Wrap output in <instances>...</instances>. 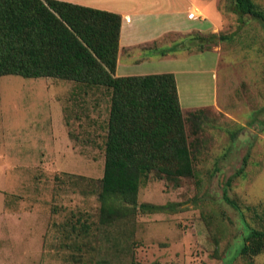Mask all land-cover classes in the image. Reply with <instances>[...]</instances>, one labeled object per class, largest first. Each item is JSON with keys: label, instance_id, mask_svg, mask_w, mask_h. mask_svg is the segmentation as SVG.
I'll use <instances>...</instances> for the list:
<instances>
[{"label": "rangeland", "instance_id": "374dc122", "mask_svg": "<svg viewBox=\"0 0 264 264\" xmlns=\"http://www.w3.org/2000/svg\"><path fill=\"white\" fill-rule=\"evenodd\" d=\"M218 9L213 44L218 106L204 107L188 141L197 147L195 176L179 186L150 176L138 202H176L177 210L130 214L99 225L109 96L83 93L72 82L0 76V264H264L236 254L240 214L222 199L224 181L245 160L229 194L258 227L264 213V32L257 20L241 23L231 0H206ZM264 9V0H254ZM180 35H169L168 41ZM185 113V116H187ZM197 121L199 125L196 126ZM259 214V216H258ZM91 225L66 235L70 223ZM264 223V217H263Z\"/></svg>", "mask_w": 264, "mask_h": 264}, {"label": "trees", "instance_id": "16d2710c", "mask_svg": "<svg viewBox=\"0 0 264 264\" xmlns=\"http://www.w3.org/2000/svg\"><path fill=\"white\" fill-rule=\"evenodd\" d=\"M231 3L241 23L244 16L251 17L262 24L264 32V9L254 0ZM120 24L116 13L59 0H0V76L69 81L83 93L103 89L101 94L109 96L96 230L130 214L177 210L176 202H138L139 186L150 176L176 187L195 176L197 147L188 141L185 122L193 126L204 110H181L172 73L114 75ZM225 38L215 33L183 35L160 53L204 51ZM245 160L222 188L223 201L239 212L242 226L235 236L242 240L237 253L227 254L233 243L224 250L227 263L264 252V213L258 214V227L251 225L229 194L233 179L243 174ZM70 227L66 235L76 232L79 236L88 233L91 225L70 223ZM94 264L114 263L102 259Z\"/></svg>", "mask_w": 264, "mask_h": 264}, {"label": "crops", "instance_id": "0c3cea01", "mask_svg": "<svg viewBox=\"0 0 264 264\" xmlns=\"http://www.w3.org/2000/svg\"><path fill=\"white\" fill-rule=\"evenodd\" d=\"M113 12L121 17L118 39L117 77L172 73L183 112L218 106L215 71L221 50L217 45L204 51L179 49L161 54L175 40L169 35H205L220 26L217 7L206 0H59ZM215 5V4H214ZM196 9L199 17L189 19ZM46 78V77H45Z\"/></svg>", "mask_w": 264, "mask_h": 264}, {"label": "built area", "instance_id": "2783aa9c", "mask_svg": "<svg viewBox=\"0 0 264 264\" xmlns=\"http://www.w3.org/2000/svg\"><path fill=\"white\" fill-rule=\"evenodd\" d=\"M187 17L189 19H195V18L199 17V14H198L197 10L193 8L192 10L188 11Z\"/></svg>", "mask_w": 264, "mask_h": 264}]
</instances>
